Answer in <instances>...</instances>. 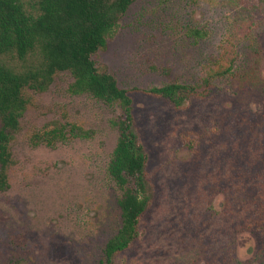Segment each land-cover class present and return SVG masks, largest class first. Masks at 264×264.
Here are the masks:
<instances>
[{
	"label": "rangeland",
	"instance_id": "obj_1",
	"mask_svg": "<svg viewBox=\"0 0 264 264\" xmlns=\"http://www.w3.org/2000/svg\"><path fill=\"white\" fill-rule=\"evenodd\" d=\"M237 1L137 0L94 60L124 89L196 84L236 28ZM73 82L60 73L48 91L30 93L10 188L0 191V264H101L121 227L122 191L108 174L118 111L72 95ZM131 95L153 199L137 242L112 264H264V215L241 228L233 214L264 189V22L237 43L233 73L216 79L208 98L177 109ZM55 123L94 136L37 143ZM225 202L228 213L216 214Z\"/></svg>",
	"mask_w": 264,
	"mask_h": 264
},
{
	"label": "trees",
	"instance_id": "obj_2",
	"mask_svg": "<svg viewBox=\"0 0 264 264\" xmlns=\"http://www.w3.org/2000/svg\"><path fill=\"white\" fill-rule=\"evenodd\" d=\"M136 1L36 0L35 7L28 10L23 0H0V191L10 188L9 171L14 165L12 142L31 104V92L48 91L56 76L67 72L74 80L70 86L72 95H89L118 111L112 120L118 138L108 174L122 191L118 201L122 224L107 242L101 264H112L115 256L137 242L141 220L153 199L147 171L149 157L137 131L131 94L141 92L163 98L177 109L193 98H208L214 81L233 73L237 43L264 22V0L251 3L238 0L236 28L223 41L222 52L210 60L205 76L198 83L173 82L149 89H124L107 68L97 65L94 56L106 48L120 20ZM202 32L194 33L202 37L205 35ZM68 127L69 130L55 123L53 129L36 135L35 139L37 143L55 146L70 138L90 140L94 136L93 131L79 125ZM231 205L223 203L225 209L216 214H227ZM240 205L233 213L236 226H255L264 215V189L252 199L242 198Z\"/></svg>",
	"mask_w": 264,
	"mask_h": 264
}]
</instances>
